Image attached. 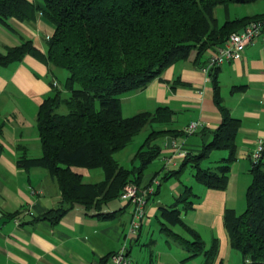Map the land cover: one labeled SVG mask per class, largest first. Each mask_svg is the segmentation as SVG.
Instances as JSON below:
<instances>
[{"label": "trees", "instance_id": "trees-1", "mask_svg": "<svg viewBox=\"0 0 264 264\" xmlns=\"http://www.w3.org/2000/svg\"><path fill=\"white\" fill-rule=\"evenodd\" d=\"M0 0V21L9 23L14 16L33 20L43 13L55 25L47 37V50L40 51L31 39L0 51V64L21 59L26 53L41 56L51 70L65 68L62 86L54 85L38 108L37 130L42 153L22 154L19 164L26 168L42 166L57 179L61 197L55 207L37 216L57 223L76 204L93 215L114 217L124 206L106 210L110 201L120 198L128 182L142 184L146 168L160 155L156 139L166 133L179 134L172 127H152L134 155L131 166L120 163L115 152L127 146L147 125L167 123L173 109L161 104L154 111L144 110L129 116L122 114L120 95L144 87L160 76L172 63L186 59L196 50V60L232 31L241 29L251 19L264 16V10L235 16L219 22L216 7L230 2L255 0ZM219 66L209 71L215 102L221 121L212 128V137L198 152L188 151L177 168L165 171L164 177L179 176L190 166L195 179L211 188H225L232 162L237 158L236 136L240 119L222 103L217 80ZM64 105L65 111L59 108ZM223 148L228 154L215 164L202 161L211 150ZM138 160V163L135 161ZM101 167L104 177L87 181L76 167ZM242 211L226 208L224 226L231 247L238 249L242 260L234 264H264V162L251 168ZM156 191V190H155ZM197 193L185 184L175 201L160 207L163 229L178 238L189 256L203 254L204 264H213L219 242L214 237L206 247L200 232L187 224L181 209L193 206ZM181 224L190 237L181 235L164 222ZM107 256L103 258L106 260ZM220 264H225L222 261Z\"/></svg>", "mask_w": 264, "mask_h": 264}, {"label": "crops", "instance_id": "crops-1", "mask_svg": "<svg viewBox=\"0 0 264 264\" xmlns=\"http://www.w3.org/2000/svg\"><path fill=\"white\" fill-rule=\"evenodd\" d=\"M9 23L0 21V51L5 52L9 46L31 39L40 51L46 52V40L54 32L55 25L43 13H37L33 20L12 16ZM208 53L207 50L196 60V50H193L188 58L172 63L144 87L120 95L124 116L144 110L154 111L157 106L166 104L174 113L170 121L160 126L180 130L179 134L166 133L156 139L162 150L153 161L156 165L161 163L164 173L161 175L160 169L144 173L143 183L151 182L154 177L160 181L156 184V191L149 196L144 222L132 238L126 236L128 228L121 231L124 220L116 219L126 211L125 220L129 227L131 207L121 198L114 199L119 200V206L113 205L114 200L106 204V210L124 206L111 218L93 215V209L87 210L83 205L76 204L55 224L47 219H37L38 215L58 204L61 190L57 179L46 168H26L18 161L24 153L28 156L41 155L38 108L43 99L53 93L54 85L62 86L65 78L62 80L60 75L64 71L55 67L51 70L41 56L30 52L21 59L0 64V264H107L110 254L120 249L124 242L121 241L122 234L127 238L130 252L132 244L129 245L128 241L139 242L144 233L145 238L153 235V224L167 233L169 245L161 247L155 263L150 251L147 264H204L202 253L191 257L189 250L186 254L184 245L174 249L175 245L169 238H178L164 230L160 220V207L173 203L185 184L191 185L193 190L195 188L198 195L192 207L181 209V216L202 237L203 232L209 234V239L203 238L206 247L211 245L214 237L218 238L219 249L213 264H220L221 261L229 264L228 254L234 252L224 226V212L228 207L238 211L246 206V189L252 178V152L258 139H264V50L260 40L248 44L241 58L224 61L217 72L222 103L240 119L236 136L237 158L231 164L227 186L207 187L198 182L192 173L185 178L181 177L182 173L164 177L165 171L169 170L166 169L169 159L179 162L170 169L177 168L183 159L177 156L172 138H177L186 150L198 152L203 143L211 139V129L221 121L213 83L202 70ZM193 120L199 121L201 127L193 133H184V126ZM227 154V149H213L202 164L213 165ZM163 180L170 183L169 197L166 198L160 195ZM162 219L172 231L190 237L183 225ZM174 225H180L187 234L176 231ZM153 241L150 237L148 242L143 243ZM105 256L107 259L103 260ZM234 260L239 262L242 257L237 254Z\"/></svg>", "mask_w": 264, "mask_h": 264}, {"label": "built area", "instance_id": "built-area-1", "mask_svg": "<svg viewBox=\"0 0 264 264\" xmlns=\"http://www.w3.org/2000/svg\"><path fill=\"white\" fill-rule=\"evenodd\" d=\"M260 40L264 50V16L251 19L241 29L232 31L222 44H217L208 49V57L202 65V70L209 75L211 68L221 65L224 61L237 60L241 58L248 44L255 43ZM56 82V80H54ZM201 127V123L197 120L190 121L183 128L184 133H193ZM172 144L176 150L178 157H184L187 150L182 146L177 138H172ZM264 154V139L259 138L257 145L252 152V162L256 164L262 159ZM177 160L169 159L166 169H170L178 165ZM160 181L154 177L151 182L142 183L140 185L134 182L125 184L120 193V198L128 203L131 207V217L127 231V238L134 237L138 234L145 216L146 205L149 196L156 190V184ZM18 221V220H17ZM127 238L122 243L120 249L110 254L107 264H138L130 255Z\"/></svg>", "mask_w": 264, "mask_h": 264}, {"label": "rangeland", "instance_id": "rangeland-1", "mask_svg": "<svg viewBox=\"0 0 264 264\" xmlns=\"http://www.w3.org/2000/svg\"><path fill=\"white\" fill-rule=\"evenodd\" d=\"M263 10H264V0H255L252 2H230L227 5H224V4L218 5L216 7L215 14L218 17L219 22H223L227 18H233L235 16L243 15L248 12H253V11L259 12ZM62 70L64 71V74L60 75V78L63 80L67 75V71L65 68H62ZM59 110L65 111L66 110L65 106L62 105L59 108ZM153 126L156 127L160 125H158V123H154L153 125L147 124L141 130V132H139L127 146L115 152V157L120 161L121 164L126 165V166H131L134 163L132 161V156L134 155L135 151L137 150L141 142L145 139L146 135L149 133V131L151 130ZM154 161L151 162L150 165L146 168L145 174H148L152 170L160 169V174L163 175L164 169L163 167H161L162 166L161 163L156 165L157 163L156 162L154 163ZM135 163H138V160H136ZM76 169L83 173V177L87 181H90V180L93 181V180L99 179L100 177L104 176V171L101 167L79 166V167H76ZM189 173H192V169L190 166L186 167L183 170L181 177L185 178ZM168 185H170L168 180H163L160 185V195L163 196L164 198L169 197ZM194 191L198 192L195 188H194ZM113 205L115 207L119 206V200H114ZM243 208L245 207L243 206ZM242 210H238V211H242ZM120 218H122L125 222V224L121 225V231L123 232L124 230L128 228L127 220H125L127 219V212L126 211L121 212L120 215H118L116 219L120 220ZM173 228L178 232H182L184 234L186 233L180 225H174ZM153 231H154L153 235L151 234L148 238H145V233H144L141 236V239L139 242H136V241L131 242L130 240L128 241L129 245L130 243L132 244L130 245V255L138 264H147V260L150 257V251L151 253H153L154 263H155L157 260V256L160 255L159 251L161 247L167 248L169 245V243L166 240L168 238L167 237L168 235L164 231H161V229L159 228V225L153 224L152 232ZM150 237H153L154 241L151 243L144 244L143 242L144 241L148 242L150 240ZM203 238L209 239V234H206V232H203ZM169 239L172 240V243H174L172 244V245H175L173 246L174 249L180 248V246H183L182 242L179 239L177 240L174 238H169ZM124 240H125V236L122 234L121 241L123 242ZM230 248H232L231 250L234 253L230 252V254H228L227 263L229 264L237 263V261L234 260L235 255L238 254L239 257L241 258L242 254L238 249L233 248V247H230ZM185 252L186 254L189 253L187 249Z\"/></svg>", "mask_w": 264, "mask_h": 264}]
</instances>
